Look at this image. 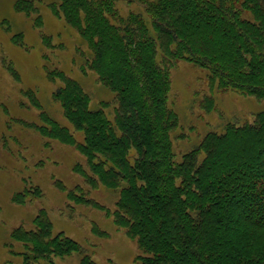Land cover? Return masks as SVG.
Instances as JSON below:
<instances>
[{
	"label": "trees",
	"instance_id": "1",
	"mask_svg": "<svg viewBox=\"0 0 264 264\" xmlns=\"http://www.w3.org/2000/svg\"><path fill=\"white\" fill-rule=\"evenodd\" d=\"M25 1L20 9L32 8ZM120 1L141 3L142 11L122 14ZM52 8L85 40L87 67L114 101L111 119L106 101L91 109L75 79L48 71L62 82L53 98L73 132L44 112L32 126L85 157L88 171L74 169L90 188L118 192L112 210L79 186L66 190L68 199L112 216L142 251L134 264H264V111L207 132L177 161L171 134L178 119L168 104L170 69L180 59L205 68L210 88L264 99V0H59ZM203 107H213L212 96ZM40 195L23 190L13 200ZM34 225L11 232L24 246L23 264H54L52 257L82 251L53 233L44 210ZM80 260L97 264L84 254Z\"/></svg>",
	"mask_w": 264,
	"mask_h": 264
},
{
	"label": "rangeland",
	"instance_id": "2",
	"mask_svg": "<svg viewBox=\"0 0 264 264\" xmlns=\"http://www.w3.org/2000/svg\"><path fill=\"white\" fill-rule=\"evenodd\" d=\"M18 1L0 0V264H23L24 246L11 232L19 226L33 229L40 210L50 219L53 233L63 232L82 247L81 252L52 257L54 264H81L83 254L97 264H134L142 251L112 216L66 195V190L79 186L88 198L112 210L118 192L101 185L90 188L74 169L80 165L88 171L85 157L74 146L44 137L32 126L43 123L44 112L73 132L53 98L62 82L50 78V70L75 79L88 94L91 109L106 101L104 110L111 119L113 92L87 67L90 50L77 29L54 13L52 6L59 0H26L32 4L28 10L20 9ZM117 6L122 14L142 11L141 3L120 1ZM207 74L185 59L176 60L170 69L168 104L178 119L171 134L177 161L207 132L222 131L228 122H249L264 111V99L210 88ZM207 96L213 99L211 109L203 107ZM74 135L82 140L81 133ZM35 188L41 195L31 202L13 200L16 193Z\"/></svg>",
	"mask_w": 264,
	"mask_h": 264
}]
</instances>
